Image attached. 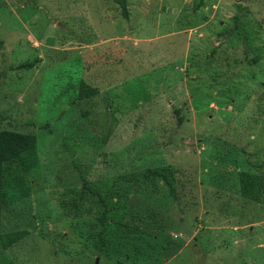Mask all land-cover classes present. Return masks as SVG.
I'll return each mask as SVG.
<instances>
[{
	"label": "rangeland",
	"instance_id": "obj_1",
	"mask_svg": "<svg viewBox=\"0 0 264 264\" xmlns=\"http://www.w3.org/2000/svg\"><path fill=\"white\" fill-rule=\"evenodd\" d=\"M127 2L0 0V264H264V0Z\"/></svg>",
	"mask_w": 264,
	"mask_h": 264
},
{
	"label": "trees",
	"instance_id": "obj_2",
	"mask_svg": "<svg viewBox=\"0 0 264 264\" xmlns=\"http://www.w3.org/2000/svg\"><path fill=\"white\" fill-rule=\"evenodd\" d=\"M122 6V12L124 16H129V8L127 0H116ZM198 4V3H197ZM196 4V5H197ZM34 59H26L18 63V67H32L35 65ZM264 86V80H262ZM98 86L92 85L87 80L82 79L80 83L79 92L77 98L89 97L98 92ZM76 98V99H77ZM173 111L177 115V121L180 122L183 119V113L180 106H175ZM36 145V136L32 132H21L8 128H0V244L1 247L6 249L12 246L17 241L21 240L28 234L26 229H13L8 231L1 230L2 223V209H3V165L5 162L15 159L22 153L32 149ZM153 174L161 177L167 185L170 186L171 192L174 196L176 194V188L174 181L171 178V174L163 172L159 169L151 170ZM101 221L105 224V215L101 216Z\"/></svg>",
	"mask_w": 264,
	"mask_h": 264
},
{
	"label": "built area",
	"instance_id": "obj_3",
	"mask_svg": "<svg viewBox=\"0 0 264 264\" xmlns=\"http://www.w3.org/2000/svg\"><path fill=\"white\" fill-rule=\"evenodd\" d=\"M262 240H263V242H264V235H263V239H262Z\"/></svg>",
	"mask_w": 264,
	"mask_h": 264
},
{
	"label": "crops",
	"instance_id": "obj_4",
	"mask_svg": "<svg viewBox=\"0 0 264 264\" xmlns=\"http://www.w3.org/2000/svg\"><path fill=\"white\" fill-rule=\"evenodd\" d=\"M263 241V240H262Z\"/></svg>",
	"mask_w": 264,
	"mask_h": 264
}]
</instances>
